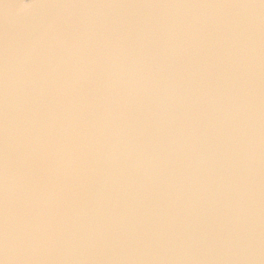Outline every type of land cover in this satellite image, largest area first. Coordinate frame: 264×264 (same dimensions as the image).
<instances>
[{"label":"water","instance_id":"water-1","mask_svg":"<svg viewBox=\"0 0 264 264\" xmlns=\"http://www.w3.org/2000/svg\"><path fill=\"white\" fill-rule=\"evenodd\" d=\"M0 264H264V0H0Z\"/></svg>","mask_w":264,"mask_h":264}]
</instances>
